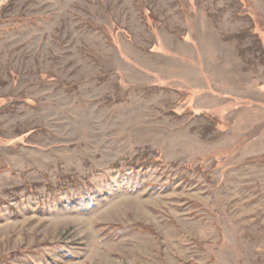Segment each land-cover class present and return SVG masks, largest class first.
Returning a JSON list of instances; mask_svg holds the SVG:
<instances>
[{
  "label": "rangeland",
  "instance_id": "obj_1",
  "mask_svg": "<svg viewBox=\"0 0 264 264\" xmlns=\"http://www.w3.org/2000/svg\"><path fill=\"white\" fill-rule=\"evenodd\" d=\"M0 264H264V0H0Z\"/></svg>",
  "mask_w": 264,
  "mask_h": 264
}]
</instances>
